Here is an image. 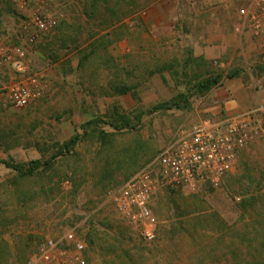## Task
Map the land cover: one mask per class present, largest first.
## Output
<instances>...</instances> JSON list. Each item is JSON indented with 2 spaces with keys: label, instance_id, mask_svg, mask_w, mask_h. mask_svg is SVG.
<instances>
[{
  "label": "rangeland",
  "instance_id": "obj_1",
  "mask_svg": "<svg viewBox=\"0 0 264 264\" xmlns=\"http://www.w3.org/2000/svg\"><path fill=\"white\" fill-rule=\"evenodd\" d=\"M239 5L108 0L86 15L88 0H59L58 25L26 46L29 69L45 75V92L27 107H15L0 91V264H27L41 243L70 228L87 245L91 225L109 237L122 225L131 245L152 250L142 264H210L216 238L225 231L208 214L230 229L242 227L231 229V237L245 240V255L264 256V227L254 223L264 219V202L242 214L237 193L248 180L247 192H264L261 138L240 152L217 186L190 190L159 182L150 202L156 219L173 213L169 195L178 191L197 210L186 227L191 231L196 224L203 233L173 253L155 251L156 241L146 242L108 198L169 140L213 115L212 92L220 85L200 92L195 85L205 77H243L264 102V34H234ZM21 19L20 0H0V42L22 43ZM12 76L8 70L0 74V85ZM177 100L181 107L165 105ZM88 254L89 264H101L99 255Z\"/></svg>",
  "mask_w": 264,
  "mask_h": 264
},
{
  "label": "built area",
  "instance_id": "obj_2",
  "mask_svg": "<svg viewBox=\"0 0 264 264\" xmlns=\"http://www.w3.org/2000/svg\"><path fill=\"white\" fill-rule=\"evenodd\" d=\"M59 0H20L22 43L0 42V74L12 78L0 85L8 102L27 107L45 92L42 71L27 65V45L59 23ZM233 30L239 37L264 34V0H245L238 6ZM244 31V32H243ZM264 140V102L220 119L203 118L169 140L149 162L135 170L108 197L115 212L125 218L146 242L156 238L157 219L150 202L160 181L195 190L202 184L217 186L235 168L239 154L254 140ZM87 245L70 228L47 238L27 264H89Z\"/></svg>",
  "mask_w": 264,
  "mask_h": 264
},
{
  "label": "trees",
  "instance_id": "obj_3",
  "mask_svg": "<svg viewBox=\"0 0 264 264\" xmlns=\"http://www.w3.org/2000/svg\"><path fill=\"white\" fill-rule=\"evenodd\" d=\"M120 3L125 0H119ZM133 2V1H131ZM135 3V2H134ZM99 4L108 5V0H88V7L83 12L87 15L88 10L96 13L100 8ZM127 4V2L125 3ZM136 6V4H135ZM127 12L120 13L122 19L126 17ZM233 74H227L226 78H233ZM222 76L217 73L212 77H205L203 80L199 81L195 86L198 88L200 92L207 91L218 84H221ZM182 102L180 100L171 103H166L165 105L181 107ZM131 175V174H130ZM129 175V176H130ZM127 176L126 178H128ZM125 178V179H126ZM248 180V178H247ZM252 181H247V185H245L243 181V190L237 192L238 195H241V200L239 202V208L242 209L243 212H249V209L254 208L256 204L260 202H264V192L261 189H257L252 192H247L246 189H249L248 186ZM258 202V203H257ZM169 203L173 209V213H171L166 219H158L157 220V231H156V250L160 252L168 250L167 254L171 251L175 250L181 242H193L195 244L196 240L202 237L203 233L200 232V227L195 226V229L189 230L190 227H186V224L189 223V218L193 217V213H196L195 202H189L186 198H184L178 191H171L169 195ZM208 221L211 220L212 224L219 231H225V234H229V238L223 236H219L216 238L215 244V255L210 264H264V256H248L243 253V243L245 240L243 239H233L231 237L234 231H242V227H232L234 229L232 231L230 227H227L223 221L216 216L215 214H208ZM206 216L197 215L194 219H203ZM214 218H216V224L214 223ZM255 225H260L264 227V219L261 222H254ZM102 226H106L107 229L113 228V224L111 222H104L101 224ZM248 223H243V228L248 226ZM120 230H115L116 234L112 237L103 235L102 232L95 230L92 225L89 228L88 232L85 233V239L87 242V252L86 259L89 262V251L95 252V254L99 255L101 258V264H142L145 258L146 252L144 248H141L136 245H131V241L125 236L124 228L122 229V225L118 226ZM153 241V242H154ZM220 246H225V251L220 249ZM95 248V251H94Z\"/></svg>",
  "mask_w": 264,
  "mask_h": 264
},
{
  "label": "crops",
  "instance_id": "obj_4",
  "mask_svg": "<svg viewBox=\"0 0 264 264\" xmlns=\"http://www.w3.org/2000/svg\"><path fill=\"white\" fill-rule=\"evenodd\" d=\"M244 2L245 0H240V5ZM237 19L236 13L235 23ZM242 37L243 36L240 38ZM212 93L215 94L216 98L213 101L211 108L216 110L215 112H212V116L207 118H213L217 120L226 116L228 117L236 113L243 112L244 110L257 105L262 100L256 91L254 92V90L249 89L243 83V77L223 80L220 86L213 90Z\"/></svg>",
  "mask_w": 264,
  "mask_h": 264
}]
</instances>
